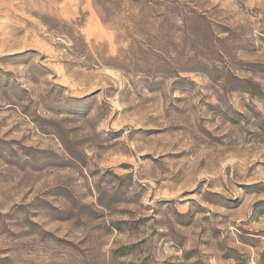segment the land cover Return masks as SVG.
I'll use <instances>...</instances> for the list:
<instances>
[{
    "label": "rangeland",
    "instance_id": "1",
    "mask_svg": "<svg viewBox=\"0 0 264 264\" xmlns=\"http://www.w3.org/2000/svg\"><path fill=\"white\" fill-rule=\"evenodd\" d=\"M0 264H264V0H0Z\"/></svg>",
    "mask_w": 264,
    "mask_h": 264
}]
</instances>
